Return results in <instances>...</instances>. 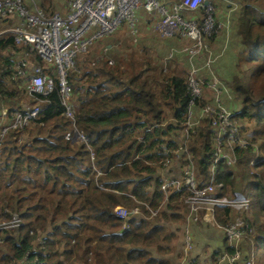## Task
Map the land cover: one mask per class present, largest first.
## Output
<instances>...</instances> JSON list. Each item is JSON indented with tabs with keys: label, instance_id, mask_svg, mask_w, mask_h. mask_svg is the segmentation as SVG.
<instances>
[{
	"label": "trees",
	"instance_id": "1",
	"mask_svg": "<svg viewBox=\"0 0 264 264\" xmlns=\"http://www.w3.org/2000/svg\"><path fill=\"white\" fill-rule=\"evenodd\" d=\"M229 3L233 39L225 44L224 32L218 41L219 31L208 44L213 55L219 54L218 77L235 96L229 106L234 119L243 131L254 119L258 122L247 134L257 146L237 148L236 163L229 166L220 160L215 173L224 184L220 195L242 190L252 197L251 211L245 216L254 233L237 246L228 243L225 235L216 246L211 236L202 247L208 259L201 263L197 259L201 252L190 254V264H215L216 257L238 249L243 258L254 254L256 264H264V0ZM41 5L46 12L56 10L51 0ZM219 12L217 5L216 17L223 19ZM17 46L10 34L0 38V129L11 124L15 111L26 110L18 97L24 89L10 78L8 68L21 49ZM144 47L141 54L123 53L115 64L108 58L94 64L88 60L74 84L75 120L64 114L55 89L48 96L33 97L43 110L35 126L25 127L31 144L20 147L23 129L9 128L4 135L0 222L15 212L24 223L0 229V264H24L21 259L27 253L43 264H179L184 258L180 234L188 205L177 191L165 200L163 177L182 168L191 152L200 184L209 178L215 151L211 123L203 116L194 129L188 125L189 68L182 64L186 53L177 52L165 70L162 60L170 48L164 51L155 43ZM33 60L43 63L38 55ZM75 127L90 145L66 137ZM187 130L188 152L164 167L160 145L180 147ZM257 152L258 161L252 165ZM118 205L140 212L124 219L115 213ZM215 213L222 228L235 217L230 207L217 208ZM201 220L191 219L196 238L211 229ZM35 246L37 253L32 251Z\"/></svg>",
	"mask_w": 264,
	"mask_h": 264
},
{
	"label": "built area",
	"instance_id": "2",
	"mask_svg": "<svg viewBox=\"0 0 264 264\" xmlns=\"http://www.w3.org/2000/svg\"><path fill=\"white\" fill-rule=\"evenodd\" d=\"M67 3L65 12H46L37 5L31 11L23 0H0V38L10 34L23 53H18L19 58L8 66L12 70L10 78L33 97L48 96L58 89L65 106L64 114L75 120L78 103L73 98V92L74 84L79 79L73 74L79 68L81 55L87 54L97 39L119 30L123 23H126V27L135 35L134 41L138 43V10L142 9L149 15L146 22L161 37L188 42L181 49L173 46L165 59L171 61L177 52L186 53V62L190 63L187 80L191 95L188 125L190 129H194L197 118H210L215 147L214 163L211 165L209 178L201 185L193 155L187 148L184 149L190 140V132L187 130L180 147L173 148L166 143L160 145L164 167H170L174 160L182 157L183 152H188L187 162L181 172L176 171L174 175L163 177L162 189L165 200L172 191L183 195L190 220L204 216L205 220L212 218L211 223L220 225L215 216L216 209L230 207L231 217H235L224 226V230L229 243L239 245L241 236L254 233L252 222L245 216L251 211L252 197L242 190H230L220 195L219 190L224 184L217 181L215 167L220 160L233 166L236 163L237 148L257 145L245 134L241 123L234 119L231 108L225 102V97L230 96V92L216 72L215 63L219 54L213 55L207 43L225 25L229 26L225 19L216 17L215 0H67ZM36 55L42 58L43 63L33 60ZM208 55L212 56L209 60ZM109 62L115 64V59L109 57ZM201 68H204V73L200 71ZM209 92L210 97L207 96ZM25 109L15 111L11 124L0 129V150L2 139L9 128L23 129L30 126L36 122L43 107L35 102L30 106L25 105ZM66 137L73 143L86 142L90 145L86 135L77 127L73 132L67 133ZM92 158H95L94 152ZM258 158L257 152L251 164L254 165ZM139 212V208L128 209L124 205L115 208V213L124 219ZM157 212L155 210L154 214ZM23 223V219L15 213L12 219L0 222V229L15 228ZM188 245H191V241H188ZM32 251L37 253L38 249L33 248ZM224 257L226 264H256L254 254L243 258L239 249L232 254L225 252L222 258ZM21 261L24 264H43L38 256L30 259L29 253Z\"/></svg>",
	"mask_w": 264,
	"mask_h": 264
},
{
	"label": "rangeland",
	"instance_id": "3",
	"mask_svg": "<svg viewBox=\"0 0 264 264\" xmlns=\"http://www.w3.org/2000/svg\"><path fill=\"white\" fill-rule=\"evenodd\" d=\"M23 1H24L25 6H27L31 11H33L35 9L36 5L42 8L41 4H42L43 0H23ZM51 1H53L55 4V9H56L55 11H60V12L66 11L67 4H68L67 0H51ZM215 2H217L216 4L220 7H223V5H225V4L226 5L229 4L228 3L229 0H215ZM137 12H138L139 17H140V22H139L140 32L137 36V39L139 38L138 43H136L134 41L133 38H135V35H133V33H131L130 30L126 27V23H123V25L120 26L119 30H117L113 34L108 35L104 38L97 39L95 41L94 45L90 48L89 52L87 54L81 55L80 62H79V68L73 74L75 78L79 79V76L81 75L82 71L84 70V66H85V64H87L88 60H92V64H94L99 60H102L104 58L109 59V57H111V58L115 59V63H116L117 58H120L121 56H123V53H131V52H134L135 50L139 54L143 53L144 49H145V47H144L145 43H149V44L155 43V45H158V47L164 51H167V49H169L172 46L173 42L171 40H169L168 38L161 37L160 35H158L157 33H155L151 29V24L146 22V20L149 18V15H147L144 12V10L140 9ZM224 13H226V12H224ZM224 13H221L220 17H222ZM224 31H226L225 28H223L220 33L224 34ZM229 37H230L229 41H231L233 38H232V35L230 32H229ZM220 40L218 39V41H220ZM176 43H177L175 45L176 49H181L188 42H186L185 40L176 39ZM17 47L20 48V46H17ZM213 47H215V46L213 45ZM225 48H227V45H225ZM140 49H143V52H140ZM20 51H21V49H20ZM20 51H18L17 53L23 54ZM4 54H6V53L4 52ZM211 57H212L211 55H208V60ZM18 58H19V55L17 54L16 59H18ZM201 58H203V57H201ZM127 59H128V57H127ZM183 59H185V61H184V63L182 62V64H185V66L188 68V64H190V63L186 62L185 56H183ZM170 62L171 61L168 59L162 60V63H164L166 66L165 70L169 69L170 64L172 65L173 62H171V63ZM198 63H199V60H198ZM196 67L199 69L198 65H196ZM200 71H202L204 73L205 70H204V68H201ZM188 74H189V71H188ZM22 89H24V88H22ZM207 96L210 97V92L207 94ZM18 97H19L20 103H22L23 106H25V105L30 106V104L35 103V102H33L34 101L33 96L27 94L25 90L22 91ZM234 99H235V96H233V93L230 92V96L225 97V102L228 106H230L232 104V102L234 101ZM0 106H2V103H0ZM195 110L198 111L197 108H195ZM36 123L37 122H33L30 126L31 127L35 126ZM257 125H258V122L255 119L253 122H251V124H248V126H247L248 129L246 128V130H244L246 135L253 133ZM25 130L26 129L23 128V133L19 137L20 147H24L25 145H27V144L29 145L33 142L32 139H28L26 137V135H25L26 131ZM180 169L181 168L178 167L177 171L181 172ZM11 214H12V217L9 219L13 218V215L15 214V212H11ZM186 214H187V216H186ZM240 214L242 215V213H240ZM15 216H17V215H15ZM185 216L187 217L185 227L182 229L181 234H180L181 235L180 236L181 241L183 242V248L182 249L184 250V253H183L184 258L182 256V258L179 259V264H190L191 260H190L189 255L192 254V256L195 257L198 252H201V253L199 255L197 254L199 257L197 256L198 258L197 257L196 258L200 259V262L202 263V261L207 260L209 257L208 252L203 251L204 248H202L209 242V239H207V238H210L211 236H213V238L210 240H212V243L217 246L220 244V240H221L222 236L223 235L226 236L225 230H224V228H222L218 224L211 223L210 221H212V218L210 220H205V218L203 216V218L201 220L199 217L196 221L201 220V221H204L205 223H208V225H211L210 226L211 229H209L206 232L204 230V233L201 234L200 237L196 238L195 233H193V231H192L193 230L192 227L194 226L193 225L194 223L190 219H188L189 218L188 210L185 211ZM183 226H184V224H183ZM245 234H244V236L240 237V239L238 240L239 243L244 241L246 236L249 235V233H245ZM188 241H191V245H188ZM227 242L228 243L230 242L229 238H227ZM35 248L38 249L36 246H35ZM192 248L193 249L196 248L197 250L195 251ZM191 249L193 250L192 253H190V251H192ZM222 256L223 255H221V257H220V259H222V260H219V257H216L215 258L216 260L213 259L212 262H214L215 264H226V259H225V257L223 259Z\"/></svg>",
	"mask_w": 264,
	"mask_h": 264
},
{
	"label": "crops",
	"instance_id": "4",
	"mask_svg": "<svg viewBox=\"0 0 264 264\" xmlns=\"http://www.w3.org/2000/svg\"><path fill=\"white\" fill-rule=\"evenodd\" d=\"M219 7V10H220V15H221V13H224V12H226V13H224L223 14V19H225V21H226V23H230L231 22V13H232V8H229L228 7V5H223V7H220V6H218ZM228 7V8H227ZM227 14V15H226ZM227 31H224L225 33H226V43L225 44H227L228 43V41H229V39H230V37H229V32H231V30H228V29H226ZM229 31V32H228ZM224 35L222 34V33H220V35H219V37H218V39L220 40V39H222V37H223ZM172 42H173V44H172V46L170 47V49L174 46V44L176 43V40L174 39V40H171ZM156 46H158V45H156ZM170 49H169V51H170ZM169 53V52H168ZM224 53V52H223ZM168 55V54H167ZM167 55L164 57V59L167 57ZM35 58V56H33V59Z\"/></svg>",
	"mask_w": 264,
	"mask_h": 264
},
{
	"label": "clouds",
	"instance_id": "5",
	"mask_svg": "<svg viewBox=\"0 0 264 264\" xmlns=\"http://www.w3.org/2000/svg\"><path fill=\"white\" fill-rule=\"evenodd\" d=\"M217 3V2H216ZM229 3V2H228ZM229 4H231V3H229ZM228 4V5H229ZM225 29H228V30H231V22L229 23V26L227 27L226 25H225V27H224ZM227 31V30H226ZM244 192V191H243Z\"/></svg>",
	"mask_w": 264,
	"mask_h": 264
}]
</instances>
